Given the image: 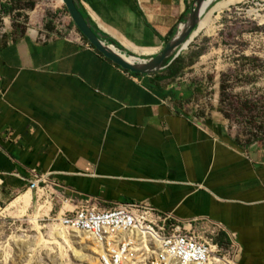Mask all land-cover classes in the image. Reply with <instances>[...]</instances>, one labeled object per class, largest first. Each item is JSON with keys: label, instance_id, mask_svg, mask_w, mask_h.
Listing matches in <instances>:
<instances>
[{"label": "crops", "instance_id": "1", "mask_svg": "<svg viewBox=\"0 0 264 264\" xmlns=\"http://www.w3.org/2000/svg\"><path fill=\"white\" fill-rule=\"evenodd\" d=\"M78 1L135 60L159 54L195 0ZM63 20L0 29V210L24 196L35 209L49 204L46 217L86 200L148 203L195 231L226 234L238 264H264V140L239 144L192 114L183 50L160 72L134 76ZM35 176L51 184L41 195Z\"/></svg>", "mask_w": 264, "mask_h": 264}, {"label": "rangeland", "instance_id": "2", "mask_svg": "<svg viewBox=\"0 0 264 264\" xmlns=\"http://www.w3.org/2000/svg\"><path fill=\"white\" fill-rule=\"evenodd\" d=\"M222 1H214L203 19ZM3 3H13L17 11L4 14ZM31 3L37 8L31 9ZM65 9L62 0H0V29L16 25L17 20L22 27L30 19L38 22L37 26L62 24L64 18L71 20ZM183 57L180 77L184 84L195 86V96L189 102L192 114L221 125L224 133L239 144L264 140V1L241 0L221 13H214L211 28L195 36L183 50ZM191 62L194 67L189 69ZM218 75L219 99L215 98ZM34 205L30 207L31 200L25 196L14 207L9 205L0 210V264L95 263L89 239L50 222L46 216L51 206L47 203H40L38 231L31 220L37 212ZM22 210L26 211L20 215ZM53 217V214L49 216ZM56 233L62 235L57 239ZM204 236L211 238L209 233ZM217 239V236L213 238L214 243ZM56 240L58 243L53 244ZM211 262L238 264L233 246L222 243L218 246V257L213 256Z\"/></svg>", "mask_w": 264, "mask_h": 264}, {"label": "built area", "instance_id": "3", "mask_svg": "<svg viewBox=\"0 0 264 264\" xmlns=\"http://www.w3.org/2000/svg\"><path fill=\"white\" fill-rule=\"evenodd\" d=\"M30 187L42 194L51 184L44 176H35ZM47 219L68 233L87 237L94 264H210L213 256L218 257L215 231L205 237L204 231H195L148 203L100 208L86 200L73 211Z\"/></svg>", "mask_w": 264, "mask_h": 264}, {"label": "water", "instance_id": "4", "mask_svg": "<svg viewBox=\"0 0 264 264\" xmlns=\"http://www.w3.org/2000/svg\"><path fill=\"white\" fill-rule=\"evenodd\" d=\"M207 1H194L189 16L180 27V31L165 45L159 54L151 59L135 58L134 61H129L116 46L107 45L95 33L89 23V18H85L83 12H81L82 9L78 0H62L73 24L92 47L123 70L139 76H149L160 72L170 60L175 59L181 53L184 46L187 47L191 44L195 38L193 37L194 32L199 28L203 16L216 0L202 9L203 4Z\"/></svg>", "mask_w": 264, "mask_h": 264}, {"label": "bare ground", "instance_id": "5", "mask_svg": "<svg viewBox=\"0 0 264 264\" xmlns=\"http://www.w3.org/2000/svg\"><path fill=\"white\" fill-rule=\"evenodd\" d=\"M214 0H208L206 3L203 4L202 9L206 8L208 5H210ZM241 0H224L220 3H218L215 7H213V9H211V11L209 13H207V16L201 20L200 26L199 28L194 32L193 37H195L196 35H198L199 33H201L202 31L206 30V29H210L211 28V16L214 13H221L223 10H225L226 8H228L229 6L235 4L236 2H239ZM264 1V0H263ZM241 3V2H240ZM187 47L184 46L183 50H186ZM126 57V56H125ZM127 60L132 61L131 59H129L128 57H126ZM25 197V196H24ZM24 197H20V198H16L15 201H13V204L11 207H14L15 205H17L18 203H20L22 201V199H24ZM26 210H22L20 212V215H23L25 213ZM41 212H42V207L40 206V204H38L37 206V212L34 215V218H32L31 220L33 221L36 229L39 231V225H38V221L39 218L41 216ZM44 217V216H43ZM58 226V225H57ZM62 234L60 233H56L55 234V238H59ZM41 239V238H40ZM43 241V239H41V242ZM40 242V243H41ZM53 244H57V240L56 241H52ZM60 245V244H59ZM217 257V256H216ZM215 261H217V259H215ZM210 264H213L212 262ZM222 264H228L226 262H222Z\"/></svg>", "mask_w": 264, "mask_h": 264}, {"label": "trees", "instance_id": "6", "mask_svg": "<svg viewBox=\"0 0 264 264\" xmlns=\"http://www.w3.org/2000/svg\"><path fill=\"white\" fill-rule=\"evenodd\" d=\"M34 7L37 8V6L35 5V3H31V4H30V8L33 9ZM2 11L4 12V14H6V15H10V14L16 12V11H17V8L13 5V3H3V5H2ZM65 11L67 12L66 9H65ZM81 12H82V11H81ZM67 13H68V12H67ZM17 14H19V16H20V13H17ZM83 14H84V13H83ZM84 16H85V15H84ZM85 18L88 19V17H86V16H85ZM89 23L92 25L93 30L95 31V33H96L97 35H99V37L101 38V40H102L103 42H105L107 45H114V46H116L118 49L123 50L122 47H121L118 43H116L114 40H112L111 38H109V37H107L105 34H103L101 31H99V29L97 28V26H96V25H95L90 19H89ZM17 26H18V25H17ZM47 26H48V25H47ZM85 40H86V39H85ZM86 41H87V40H86ZM192 64H193V62L190 63V65H192ZM126 72H128V71H126ZM128 73H130V72H128ZM130 74H132V75H134V76H139V75H136V74H133V73H130ZM221 89H222V90H225V87H224V86H221ZM222 243H225L226 247L229 246V245L231 244V243H230V240H229V238H228V236H227L226 234H221V235L218 237V239L215 241V244L218 245V246H221Z\"/></svg>", "mask_w": 264, "mask_h": 264}]
</instances>
